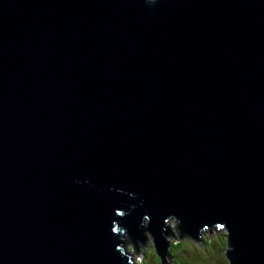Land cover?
<instances>
[{
  "label": "water",
  "instance_id": "obj_1",
  "mask_svg": "<svg viewBox=\"0 0 264 264\" xmlns=\"http://www.w3.org/2000/svg\"><path fill=\"white\" fill-rule=\"evenodd\" d=\"M169 219L264 264V0H0V264H170Z\"/></svg>",
  "mask_w": 264,
  "mask_h": 264
},
{
  "label": "rangeland",
  "instance_id": "obj_2",
  "mask_svg": "<svg viewBox=\"0 0 264 264\" xmlns=\"http://www.w3.org/2000/svg\"><path fill=\"white\" fill-rule=\"evenodd\" d=\"M168 226L170 228V234L167 235L166 240H173L175 245H173L172 250H178L179 249H184L186 253H190V256L188 255L185 260H183V264H187L190 261L195 262L198 264L199 257L195 253H202L204 258H206V254L210 253L211 257L215 259V257H218L220 260H225L226 259V254H225V248H226V231L224 229L220 230H215L210 232L209 230L204 231L201 235L205 237L204 241L207 244H204L201 238H190V237H182L183 234L181 235V232L177 229V223L175 222L174 219H169L168 220ZM146 242L144 246L139 245L138 250L139 254L137 255L134 252V248L132 245V242H125V250L127 254H131L132 260L138 261L136 264H142L143 260H141V257L143 256L142 254H146V262L145 264H153L152 260H156L159 258V255L156 252V249L153 245V239L152 236L146 232ZM222 235V236H221ZM152 243V244H150ZM179 243L180 245H176ZM142 250V254L141 251ZM192 254V255H191ZM151 260H148V259ZM201 259V258H200ZM226 262V260H225ZM175 264V261L173 262ZM179 264V263H178ZM191 264V263H190Z\"/></svg>",
  "mask_w": 264,
  "mask_h": 264
},
{
  "label": "trees",
  "instance_id": "obj_3",
  "mask_svg": "<svg viewBox=\"0 0 264 264\" xmlns=\"http://www.w3.org/2000/svg\"><path fill=\"white\" fill-rule=\"evenodd\" d=\"M177 229L179 230V228H178V226H177ZM219 229V228H218ZM216 231H217V229H216ZM213 233V232H212ZM222 236V235H221ZM226 237V236H225ZM204 239H205V237L204 236H202V241H204ZM204 244H207L205 241L203 242ZM228 242H227V238H226V247H228V244H227ZM150 244H152V243H150ZM133 245V244H132ZM173 245H175V243H174V241L173 240H169V246H168V248H167V252L168 253H171L172 255H173V260L175 261V264H183V260H185V258H187L188 257V255L190 256V253H186V252H184L185 250L184 249H179V251L178 250H172V248H173ZM176 245H180L179 243H177ZM140 251H141V254H142V250L140 249ZM199 258V261L200 262H198V264H230L229 263V259L226 257V262H225V260L223 259V260H220L218 257H215V259L214 258H212V259H210L209 258V260L207 259V258H204V256H203V254L202 253H195ZM208 254V253H207ZM210 254V253H209ZM143 256L141 257V260H143V263L142 264H145V262H146V257H147V255L146 254H142ZM192 255V254H191ZM211 255V254H210ZM201 258V259H200ZM159 259L160 258H158V259H156V260H152V262H153V264H157L158 262H159ZM148 260H151L150 258L148 259ZM136 263H138V261H136ZM196 264L195 262H192V261H190L189 263H187V264Z\"/></svg>",
  "mask_w": 264,
  "mask_h": 264
},
{
  "label": "flooded vegetation",
  "instance_id": "obj_4",
  "mask_svg": "<svg viewBox=\"0 0 264 264\" xmlns=\"http://www.w3.org/2000/svg\"><path fill=\"white\" fill-rule=\"evenodd\" d=\"M176 222V221H175ZM220 230V228L218 229V227H212V228H206V229H204L202 232H201V234L204 232V231H206V230H209L210 232H213V231H215V230ZM221 230H222V228H221ZM146 234V233H145ZM200 234V237L199 238H201L202 239V235ZM145 237H146V235H145ZM182 237H184V235L182 236ZM187 236H185L184 238H186ZM128 242H130V241H128ZM225 250L227 251L228 250V247H226L225 248ZM226 251H225V254H226ZM130 254V253H129ZM169 254V256L171 257V263L170 264H173V262H174V260H173V255L171 254V253H168ZM131 255V254H130ZM226 257H227V255H226ZM206 258L209 260V258L210 259H212V257L210 256V254H206ZM133 263L134 264H136V261H135V258H134V260H133ZM229 263H230V261H229ZM157 264H161V260L159 259V262L157 263Z\"/></svg>",
  "mask_w": 264,
  "mask_h": 264
}]
</instances>
